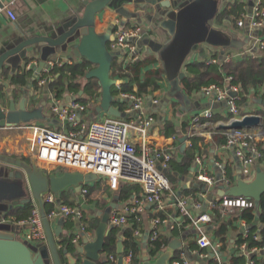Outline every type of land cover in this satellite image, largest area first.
Returning <instances> with one entry per match:
<instances>
[{
    "label": "water",
    "instance_id": "obj_1",
    "mask_svg": "<svg viewBox=\"0 0 264 264\" xmlns=\"http://www.w3.org/2000/svg\"><path fill=\"white\" fill-rule=\"evenodd\" d=\"M115 2L116 0H87L80 16L71 14L42 34L36 31L19 30L13 35L14 42L4 44L0 50V71L6 62L14 64L16 59L25 57L27 51L33 47L37 49V52H42V61L36 68L33 79L37 78L46 67L50 54L66 52L69 58H85L94 65L87 72L86 78L97 79L101 86V100L95 105L94 111L87 119V124L104 114L118 118L132 116L114 105L112 87L119 80L113 77L112 69L115 58L122 51L111 50L108 43L114 39L116 24L111 25L105 32H98L96 28L97 15L106 7L116 6ZM131 2L139 4L142 10L150 11L152 6L150 21L155 22L153 25L157 29L154 32V40H149L150 43L154 41L155 44H151L152 52L148 50V55L153 54L161 61L166 77L170 81L171 90L166 95V103L172 99H182L184 103L188 101V96L182 89L181 80L186 75V62L194 52L200 51L204 45L220 48L222 52L226 49L241 47L240 42L228 30V27L216 23L223 0H121L119 11L124 16L121 26H127L130 22V17L123 10L124 6ZM249 5L253 7L254 0H250ZM145 32L146 30L143 33ZM142 41L148 43V40ZM139 50L138 48L137 52ZM1 85L0 81V88ZM4 95L5 98L0 93V127L2 128L59 122L57 118L46 112V99L42 100L37 107L29 108V91H25L20 101L10 96L7 99L8 95ZM74 99H76L75 96ZM262 125L263 120L260 114H247L243 118L221 122L218 128L234 130ZM179 135L181 143L179 155L182 156L187 147L188 136L182 133ZM96 180H98L97 174L81 171L48 174L35 162L28 163L20 157L0 153V264H109L103 253L106 238L115 228L110 224L113 203L102 215L92 236H89L87 232L80 233V241L75 243L73 252L68 249L62 250L58 245L64 233L65 217H60L57 227L53 228L45 209L44 196L48 192H53L57 198V204L61 205L62 193L67 189L74 188L80 192L84 184ZM198 189L212 192L207 201L199 196L202 202L210 203L225 196H244L252 198L258 210L264 194V164H256L253 174L248 178L243 177L240 172L233 184L225 185L222 178L218 180V186H208L202 182ZM30 201H34L40 210L47 236L46 242L36 245L18 237L20 226L1 221L2 217L7 216L11 207ZM146 241L147 237L143 242L144 250L139 264H171L170 261L174 258L176 250L183 247L182 239L172 238L166 251L158 256H151L147 251ZM64 254L67 262L63 259ZM117 254L114 264H128L124 256L122 240L117 244Z\"/></svg>",
    "mask_w": 264,
    "mask_h": 264
},
{
    "label": "crops",
    "instance_id": "obj_2",
    "mask_svg": "<svg viewBox=\"0 0 264 264\" xmlns=\"http://www.w3.org/2000/svg\"><path fill=\"white\" fill-rule=\"evenodd\" d=\"M86 1L87 0H0V7L7 6L12 8L18 17L17 21L13 22L7 17L4 10H0V50L3 48L4 44L8 45L14 42L13 35L15 33H18L19 30H24L25 32L36 31L41 32L42 34V32H45L49 27L59 21L64 20L71 14L80 16L83 12L84 4ZM233 1L234 0H223L222 6L227 5L228 3ZM244 1L248 5L249 13L252 8L249 5L250 0ZM120 4L121 0H116V6L106 7L100 14L97 15L96 28L98 32H105L113 24H116V28L118 27V25L122 24L124 16L121 11H119ZM150 11H152V6ZM150 11L149 9L142 10V7L135 2L126 4L123 10V12H126L130 17V22L128 23V25H142L145 28L144 30H146V32L143 33L141 39L137 43V49H140L139 52H137L140 56L139 59L148 56V50L152 52L151 44H155L154 41H152V43L149 42L150 39L154 40V32H156L157 29H155L153 25V23L155 22L150 21ZM238 20L239 18L235 22L234 20H232L231 17H225L222 21V26L228 27V30L240 42L241 46L240 48L226 49L227 53L230 52L234 54V56L230 60L233 59L236 61H241L247 56H256L262 52L258 48V40L260 38H264V26L261 29L254 28L250 25V19L246 18L244 26L240 27L238 25ZM143 39L148 40V43L142 41ZM110 42L109 48L111 50H114L112 49ZM121 51L122 53L115 58L117 60V63H124L132 58L133 54L123 52V50ZM214 51H218V56L215 57L218 59L217 62H211V59L214 55ZM236 53H240V55H236ZM69 57V54L66 52H58L56 55H49V59H72L74 60V63L76 60L78 61L82 59ZM27 58L30 59L29 63H32L33 68L29 70L32 71V77H34V72L39 66V63L42 61V52H37V49H34L33 47L27 51L25 57L16 59L14 64H12L11 62H6L4 67L1 69L0 81L4 86V93L8 95L7 99L10 96L20 101V99L25 95V91H29V108L37 107L38 105H40L42 100L46 99V112L50 116L56 118L55 114L50 113L48 107L50 106L52 98V92L50 91V83L59 77V69H56L50 74L48 83L43 86L41 93L38 94L36 92V89L34 88V85H32L31 83V79L26 85H22L19 82L12 81L18 69L23 68L27 65ZM203 60L219 65L228 62L223 59V53L221 52L220 48L209 47L206 45H204L200 51L194 52L189 57L187 62H200ZM36 63L37 65H35ZM151 66L154 68H160L162 67V63L160 60H156L154 65ZM4 69H7V74L2 73V70ZM113 69L112 74L114 71ZM185 71H187L186 68ZM41 77L44 78V76L40 74L37 79L40 80ZM116 79H118L119 81L123 80L122 78L119 79L118 77H116ZM134 90H137V86H134ZM170 90L171 84L165 75L163 81L161 82V88L159 90L150 91L148 94L144 95L145 99L143 109L147 114L152 115L154 118V123L150 130V139L152 142L160 145H170L175 143L172 140L171 136L173 134L179 135L180 132H183V122L186 119L191 118L192 115L201 112L205 109H212L214 115L219 117V120L215 124L207 121L205 125H200L198 127V129L196 130L197 133L195 135L204 138V141H201L199 144L202 149V153L198 155L201 159V163L197 164L195 162L192 166L194 167V170H192L191 167L190 173L185 176L180 175L177 182L173 185V189L177 195H184L186 192L189 191H199L198 195L202 196L207 201L208 196L212 194V192H210L209 190L202 191L198 189V186H200V183H202L200 180H198V175L204 173L210 176H214L215 178H217V180H221L224 177L222 171L225 168L227 171V177L231 179L233 184L236 182L237 177L241 171V163L236 155V148L233 146L224 147L223 143H220L215 140V133L212 131L213 129L220 130L218 128L219 123L229 121V119L224 120L228 117L229 114L227 110V104L222 101H214L211 97L201 92V90L190 94L186 103H184L182 99H172L171 101L166 103V95L169 93ZM78 95H81L83 97L86 96L83 92H79ZM74 96L76 97V94L73 91L67 90L63 97L58 99L62 100L63 103H68L70 100H73ZM100 100L101 98L96 101V104H98ZM155 100H157L158 102H155ZM241 107L243 115L260 114L262 111H264V88L260 91L257 97L255 96L252 88L249 94V100L247 102V105H242ZM166 123H170L172 126L174 125V127H166ZM50 125L58 130L63 128V125L60 122L51 123ZM171 131H173L174 133L170 134ZM209 132H213V134H209ZM32 135L33 134L31 129H26L22 126H16L12 128L4 127L0 129V153L15 157H27L30 159V161L36 163L35 159L32 157L30 152ZM259 146L261 149L264 150V142L259 143ZM175 156L178 159L182 158L179 153ZM258 163L264 164V162H260V159L256 162V164ZM54 173L57 174L58 172H48V174ZM123 185L124 184H122L117 191H114L110 188L106 179L98 178V180L96 181L83 185L82 188H86L87 190L91 187L92 190L90 192L88 191L87 193H83L82 189L80 192H77L74 188H69L62 193V196L72 202L71 205L81 206L85 212L86 218L90 220L92 224H96V228L101 221L102 215L112 203L114 204L112 212L120 211L125 208V206L131 203L132 199L134 198V195L132 196L131 200H125L121 197L120 189ZM213 186H218V183L216 182L215 184H213ZM216 190L217 188L215 189V193ZM136 191H139L140 194L141 187L139 186V189ZM206 201L202 202L194 196L193 202L190 205L192 213H200L199 210H197L193 206V203H201V212L213 210L214 201H211L210 203H207ZM173 202L174 196L167 194L165 197L166 207L163 211L156 212L154 210V207L150 204H145L141 209L140 226L143 242L145 237H147L148 239L150 236H152L154 218L158 217L157 215H159V217L161 216V218L164 219V222H162L160 225V234L163 238L167 240V245L164 246V248L155 256H158L160 253L167 250L168 243L172 238H180L183 241V247L176 250L174 258H172V260L170 261L171 264L175 258H178L181 255L182 252L186 253L188 259L192 264H230L237 236L240 233H244L245 226L248 229L250 228L246 220L242 219L237 221L235 224L233 223L235 228H232L227 235V240L229 241H227V245H225L224 240L219 239L215 236L214 231L216 230V223H214V221L212 223H208L206 225L207 231L209 232L213 240L221 242V246L215 249H213L212 247L202 249L197 243L196 229L190 225V222H185L184 218L181 217V215L177 212V209L175 208ZM32 203L35 205L34 201H32ZM236 210L237 209L228 210L227 213L222 214V219L225 221L232 220V215L235 213L234 211ZM59 219L51 222L53 228L57 227ZM67 220L68 219H65V228L63 233L65 237L72 235L74 236L75 233L80 232L81 221L69 219L72 222V226L68 227L66 226ZM128 226L129 224L126 226L115 227L117 230V244L120 240H122V242L125 240V230ZM259 228L261 227L259 226ZM29 231V225H22L20 226L17 235L21 240H24ZM87 232H90V234H92L91 232L93 231L87 230ZM255 232L259 233V231ZM58 245L60 248L62 247V245H60L59 243ZM64 249L67 248H62V250ZM143 250L144 243L142 247V252ZM242 251L245 256V263L247 264L248 260L252 258L253 253L247 254L246 250L243 248ZM103 256L104 258L108 259V255L106 253H103ZM239 256L241 255L239 254ZM256 256H258L260 260V262H257V264H262L264 262V252H257ZM63 257L67 261L65 254L63 255Z\"/></svg>",
    "mask_w": 264,
    "mask_h": 264
},
{
    "label": "built area",
    "instance_id": "obj_3",
    "mask_svg": "<svg viewBox=\"0 0 264 264\" xmlns=\"http://www.w3.org/2000/svg\"><path fill=\"white\" fill-rule=\"evenodd\" d=\"M241 14L238 25L244 26L246 18L250 19V25L254 28L261 29L264 26V6L263 0H254V5L248 13ZM4 10L7 17L15 22L18 17L10 7H0ZM144 27L138 24L129 26L118 25L114 31V39L111 41V47L114 50H125L133 54L132 58L127 61L139 59L137 53V43L141 39ZM258 48L264 52V38L258 40ZM222 52V51H221ZM223 53V59L228 61L234 56L233 53ZM240 55V53H236ZM213 57L211 62H217ZM74 60L65 58H51L47 60L46 67L39 73L41 77L39 84L45 85L49 81L50 74L65 64H73ZM37 65V63L35 64ZM27 70L33 68L32 63L25 67ZM226 84L219 85L211 83L202 87L201 92L211 97L216 102H225L230 115L229 121L243 118L242 107L239 105V86L232 82V77H226ZM121 81L117 83L120 86ZM117 99L127 103L124 110L132 114L128 118H118L107 114L93 119L87 124V119L92 113L88 105L77 101L70 100L63 103L52 94L51 103L48 107L50 113L55 114L56 118L63 125L62 129H55L50 124H24L19 125L26 129H31V146L30 152L39 166L50 172L64 171H81L83 173H95L98 178L107 180L108 185L114 191H117L122 184H135L141 187L139 196L134 197L130 204L120 211H114L110 217V224L115 227L126 226L130 222L129 216L135 214L138 220H141L140 212L145 204H150L156 212L163 211L166 207L165 197L167 194L174 196V206L181 217L189 218L190 225L197 231V243L200 248L213 249L219 248L221 242L213 240L206 229L208 223H212V213L209 211L201 212V203H193V206L199 210V214L192 213L191 203L194 197L192 195H177L173 189L170 178L166 171L169 167L168 162L180 152V135L173 134V144L160 145L151 141L150 130L154 123L152 115L147 114L143 109L145 96L135 92L120 91ZM155 102H158L155 100ZM96 105V104H95ZM135 113V115H133ZM214 113L212 109H205L194 114L190 131L186 134L187 146L192 145V137L197 133L196 130L202 119L210 120ZM58 122V123H59ZM2 129V127H0ZM213 134V132H209ZM227 141L224 147L233 146L236 148V155L241 163V174L243 177H250L255 169L256 162L262 158L263 152L259 143L264 142V125L255 128H242L227 130L225 132ZM196 163L200 164L201 159L196 157ZM223 181L225 185L232 184L227 177V171L223 169ZM198 180L211 186L218 183L217 178L204 173L198 175ZM83 193H87L86 188H82ZM45 203L53 204L55 207L48 213L50 221H56L64 216L65 219L81 221V230L75 233L73 242L80 241V233L87 232L82 221L84 210L79 205L57 204V198L53 192H48L45 196ZM222 214L228 210L256 208L255 201L252 198L238 196H225L215 200L213 206L217 205ZM2 222L12 223L18 226L29 225L30 231L26 235L27 242L36 245L46 242L47 236L38 206L32 211V215L25 220L18 222L12 221L7 216L1 218ZM164 222L161 217L154 218L152 227V239H156L160 233V225ZM88 233V232H87ZM92 233V232H91ZM245 236L248 235L249 229L245 226ZM88 235H91L90 232ZM136 235L142 240L140 231ZM256 236V239H259ZM243 244L241 248L245 249ZM246 250V249H245ZM264 252V246L254 247L246 250L247 254H256ZM118 256V255H117ZM117 256H108V261L116 262ZM125 256V255H124ZM128 264L132 263V253L125 256ZM172 264H192L185 252H182L178 258H175ZM247 264H257L253 258H250Z\"/></svg>",
    "mask_w": 264,
    "mask_h": 264
},
{
    "label": "trees",
    "instance_id": "obj_4",
    "mask_svg": "<svg viewBox=\"0 0 264 264\" xmlns=\"http://www.w3.org/2000/svg\"><path fill=\"white\" fill-rule=\"evenodd\" d=\"M246 3L244 0H234L233 2L228 3L221 7L216 23L218 25H222V21L225 17H231L232 20L235 22L241 16L243 12L246 10L244 9ZM264 6V0H263ZM129 26V25H127ZM111 45V42H110ZM109 46V43H108ZM213 57L218 56V51L213 52ZM29 58L26 59L27 64L29 63ZM159 59L154 57L153 55H148L145 58L124 62V63H117L115 59L113 67V77H118L121 80L120 86L121 88L117 87V84L112 87V93L114 95V105L117 106L122 112H124L127 103H123L117 99V96L120 91L125 92H137L138 94L145 95L148 94L150 91H156L161 88V82L163 81L166 73L165 70L160 68H154L151 65ZM26 67V66H25ZM25 67L19 68L16 75L13 77V82H19L22 85L28 84L29 80L31 79L32 85L36 89L38 94L41 93L43 89V85L39 84V79H33L32 71L27 70ZM93 68V64L82 58L81 60H76L73 64H65L61 68H59L60 75L57 79L50 83V91L54 94L57 98H62L65 92L73 91L76 94V100L88 105L90 108L95 106L96 101L101 98V86L98 83V80L95 78L87 79L86 74L87 72ZM185 68L187 71L184 78L181 80L182 89L187 96L198 92L202 89L203 86L209 85L211 83H216L219 85L226 84V77L231 76L232 82L239 86V105H247L249 100V94L253 88V92L257 97L260 91L264 88V52L256 56H247L243 58L241 61L230 60L222 65L207 62L205 60L200 62H186ZM7 69L2 70L3 74H7ZM188 72V73H187ZM134 86H137V90H134ZM1 93H4V86L1 85ZM79 92H83L86 96L83 97L78 95ZM35 101V100H34ZM95 107L92 109L94 111ZM92 114V113H91ZM262 115L263 125H264V111L260 113ZM186 119L183 124V132H180L186 135L192 125V119ZM230 115L224 120H228ZM219 120L218 116L213 115L210 120L202 119L201 123H205L207 121L215 124ZM166 127H174L170 123H166ZM215 133V140L220 143L225 144L227 141V136L225 132L227 130H212ZM174 133L173 131L170 132ZM180 140V139H179ZM192 145L187 146L182 153V158L178 159L174 156L168 162V169L166 171L167 176L170 178L172 185L177 182L179 176L188 175L191 171V167L196 162V157L202 153V149L200 147V142L204 141V138L198 135H194L192 137ZM263 156L260 159V162H264V150L262 149ZM17 157V156H16ZM24 161L30 163V159L27 157H20ZM98 185V184H97ZM139 189L138 185H131V184H124L121 189V197L125 200H131L132 196L134 197L139 196ZM92 189L91 187L88 189L90 192ZM201 190V189H200ZM202 191H206L202 190ZM199 191H189L186 192L184 195L192 194L193 197L195 196L199 199L198 195ZM63 203L71 205L67 198L63 197ZM215 206H213L212 210V217L214 223H216V230L214 234L217 238L224 240L225 245H227V235L230 230L234 227V224L239 220H246L247 224L250 226L249 233L245 236V233H240L237 236L235 241L233 255L231 257L230 264H246L244 260V253L242 251L241 246L243 244L246 245V250H251L254 247H262L264 246V194L261 197L260 207L257 210L256 208H245V209H237L234 211L235 213L232 215V220L225 221L222 219V210L219 207V202H215ZM35 205L32 201L28 203H22L21 205L14 206L10 209L7 214V217L12 221L18 222L21 220L28 219L32 215V211ZM55 206L53 204L46 203L45 209L46 212L49 213ZM240 211V212H239ZM160 214V213H157ZM159 216V215H157ZM161 217V216H160ZM129 226L125 230V240L123 241L124 244V255L128 256L132 253V263L139 264L141 262V253L143 247V241L139 239L136 235V231L141 232L140 221L136 217L135 214L129 216ZM185 222H190L189 218L184 217ZM86 231H93L96 224H92L90 220H88L84 214L82 219ZM212 221V222H213ZM233 221V222H232ZM72 222L68 219L66 222V226L71 227ZM234 223V224H233ZM236 226V225H235ZM259 226L261 228H259ZM116 228L113 229L105 241L104 246V253L108 256L113 255L117 256V232ZM255 231H259L256 233ZM256 236H259V239H256ZM72 236L65 237L63 234L59 240V244L62 245V248H67L70 252L75 250V243L73 242ZM146 242V247L148 252L151 256H155L158 252H160L164 246L167 245V240L162 237L160 234L156 239H152L150 236ZM229 242V241H228ZM239 254L241 256H239ZM252 258L257 262H260L258 256L256 254L252 255ZM64 261L65 258L63 257ZM109 264H114L112 261H108ZM264 264V262L262 263Z\"/></svg>",
    "mask_w": 264,
    "mask_h": 264
},
{
    "label": "rangeland",
    "instance_id": "obj_5",
    "mask_svg": "<svg viewBox=\"0 0 264 264\" xmlns=\"http://www.w3.org/2000/svg\"><path fill=\"white\" fill-rule=\"evenodd\" d=\"M0 93H1V90H0ZM3 94V93H2ZM3 98H5V95L3 94ZM84 214H85V212H84ZM52 222V221H51ZM72 237H74L73 235H72Z\"/></svg>",
    "mask_w": 264,
    "mask_h": 264
}]
</instances>
